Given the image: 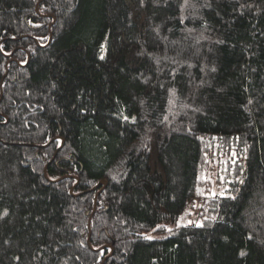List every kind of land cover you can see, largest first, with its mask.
Listing matches in <instances>:
<instances>
[{"label": "trees", "instance_id": "trees-1", "mask_svg": "<svg viewBox=\"0 0 264 264\" xmlns=\"http://www.w3.org/2000/svg\"><path fill=\"white\" fill-rule=\"evenodd\" d=\"M0 264H264V0H0Z\"/></svg>", "mask_w": 264, "mask_h": 264}, {"label": "rangeland", "instance_id": "rangeland-1", "mask_svg": "<svg viewBox=\"0 0 264 264\" xmlns=\"http://www.w3.org/2000/svg\"><path fill=\"white\" fill-rule=\"evenodd\" d=\"M225 174V173H224ZM223 177L224 175L221 176V180H222V188L220 189L221 191H223L226 187H225V183L223 181ZM225 187V188H224Z\"/></svg>", "mask_w": 264, "mask_h": 264}, {"label": "water", "instance_id": "water-1", "mask_svg": "<svg viewBox=\"0 0 264 264\" xmlns=\"http://www.w3.org/2000/svg\"><path fill=\"white\" fill-rule=\"evenodd\" d=\"M101 184H105V182H104V181H102V182H101Z\"/></svg>", "mask_w": 264, "mask_h": 264}]
</instances>
